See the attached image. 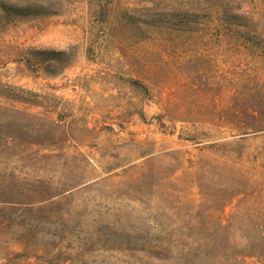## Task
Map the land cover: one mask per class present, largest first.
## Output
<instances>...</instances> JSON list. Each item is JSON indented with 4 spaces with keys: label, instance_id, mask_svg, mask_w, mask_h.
<instances>
[{
    "label": "rangeland",
    "instance_id": "rangeland-1",
    "mask_svg": "<svg viewBox=\"0 0 264 264\" xmlns=\"http://www.w3.org/2000/svg\"><path fill=\"white\" fill-rule=\"evenodd\" d=\"M14 1L0 264H264V0Z\"/></svg>",
    "mask_w": 264,
    "mask_h": 264
},
{
    "label": "trees",
    "instance_id": "trees-1",
    "mask_svg": "<svg viewBox=\"0 0 264 264\" xmlns=\"http://www.w3.org/2000/svg\"><path fill=\"white\" fill-rule=\"evenodd\" d=\"M48 7L42 4L27 3L14 0H0V31L3 27L13 23L17 18L46 14ZM35 53L49 54L55 59L60 58L65 52H54L47 50H36Z\"/></svg>",
    "mask_w": 264,
    "mask_h": 264
}]
</instances>
